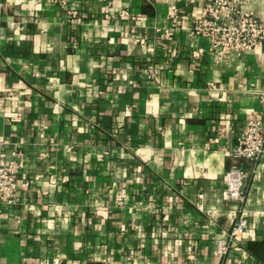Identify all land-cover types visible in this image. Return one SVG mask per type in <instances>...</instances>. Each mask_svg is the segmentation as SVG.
Masks as SVG:
<instances>
[{
    "label": "crops",
    "instance_id": "0c3cea01",
    "mask_svg": "<svg viewBox=\"0 0 264 264\" xmlns=\"http://www.w3.org/2000/svg\"><path fill=\"white\" fill-rule=\"evenodd\" d=\"M211 1L0 0V140L30 180L0 204V264H263L246 243L264 240V151L237 161L241 210L221 193L264 119V38L218 59L191 29ZM226 1L264 20V0Z\"/></svg>",
    "mask_w": 264,
    "mask_h": 264
},
{
    "label": "built area",
    "instance_id": "2783aa9c",
    "mask_svg": "<svg viewBox=\"0 0 264 264\" xmlns=\"http://www.w3.org/2000/svg\"><path fill=\"white\" fill-rule=\"evenodd\" d=\"M171 16L177 18L179 9L171 6ZM175 24L164 29V35L168 39L173 35ZM196 34L206 37L210 42V48L218 59L239 55L250 50L255 43L264 38V20L252 14L243 13L239 8L226 0H212L205 7L201 16L193 21L191 27ZM175 53L176 51L173 50ZM197 55L196 51H193ZM264 100V92L261 93ZM8 114V113H6ZM12 116V115H11ZM17 118L13 115V118ZM230 125L225 117V122H219L217 133L221 134ZM7 141L0 140V204H11L16 198L18 189H27L29 179H21L20 172L23 164L20 151L6 147ZM264 151V119H247L237 137L236 145L228 155L233 163L224 172L222 179V199L225 204L234 202L237 210H241L244 201V187L249 176L248 170L237 163L239 160L257 162ZM117 204L124 202V193L119 191L115 195ZM199 208L202 205L199 204ZM248 221L242 215H236L230 231L223 238L215 240V254L222 256L229 247L242 237Z\"/></svg>",
    "mask_w": 264,
    "mask_h": 264
},
{
    "label": "trees",
    "instance_id": "16d2710c",
    "mask_svg": "<svg viewBox=\"0 0 264 264\" xmlns=\"http://www.w3.org/2000/svg\"><path fill=\"white\" fill-rule=\"evenodd\" d=\"M247 251L264 264V240H249L246 243Z\"/></svg>",
    "mask_w": 264,
    "mask_h": 264
}]
</instances>
